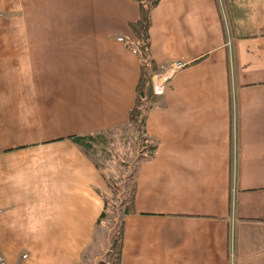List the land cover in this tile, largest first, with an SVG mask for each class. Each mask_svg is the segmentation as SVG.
<instances>
[{
  "label": "crops",
  "instance_id": "0c3cea01",
  "mask_svg": "<svg viewBox=\"0 0 264 264\" xmlns=\"http://www.w3.org/2000/svg\"><path fill=\"white\" fill-rule=\"evenodd\" d=\"M158 1L152 58L187 66L147 114L121 264H264V0ZM137 18L135 0H0L3 264L97 263L109 192L69 137L123 135Z\"/></svg>",
  "mask_w": 264,
  "mask_h": 264
},
{
  "label": "trees",
  "instance_id": "16d2710c",
  "mask_svg": "<svg viewBox=\"0 0 264 264\" xmlns=\"http://www.w3.org/2000/svg\"><path fill=\"white\" fill-rule=\"evenodd\" d=\"M135 1L138 4V18L128 24L132 39L127 40V46L140 61V73L135 88L134 103L128 113L126 128H128L131 137H135V149L141 151L132 161V169L118 179H113L103 173L98 161L104 159V155L105 157L109 154L111 157L113 156V142H116L113 137L114 130L69 137V140L80 152L94 162L93 164L101 173L109 192V195L100 194L103 209L95 223L92 243V250H96L100 244L98 243L99 238L108 241V257L103 264H121L125 219L135 213L137 167L152 158L158 147L155 140L145 136V126L147 114L156 104L157 95L153 93L152 79L160 71V67L152 58L149 35L152 26V12L158 6L159 1ZM107 146L110 150L107 149ZM122 164L126 166V163Z\"/></svg>",
  "mask_w": 264,
  "mask_h": 264
},
{
  "label": "rangeland",
  "instance_id": "374dc122",
  "mask_svg": "<svg viewBox=\"0 0 264 264\" xmlns=\"http://www.w3.org/2000/svg\"><path fill=\"white\" fill-rule=\"evenodd\" d=\"M15 26H17V30H19V24H16ZM0 30H4V27H0ZM171 79L172 77L166 82L170 81ZM121 131L122 130L113 131V137L116 141L113 142L114 151L111 149L112 152H114L113 156L111 157L109 154L106 157L104 155V159H100V161L96 159L99 162L98 164L101 166L103 173L113 179H118L121 175H124L126 172L132 169V159L134 157L133 154L135 150V137H131L130 133H128V128L126 127L123 129V135L120 134ZM108 148L109 147L107 146V149ZM122 163H126V166H124ZM98 243L100 244L96 249V254H98V259L96 260L97 263H93L92 261L88 260L84 264H103L107 260L108 241L99 238Z\"/></svg>",
  "mask_w": 264,
  "mask_h": 264
},
{
  "label": "built area",
  "instance_id": "2783aa9c",
  "mask_svg": "<svg viewBox=\"0 0 264 264\" xmlns=\"http://www.w3.org/2000/svg\"><path fill=\"white\" fill-rule=\"evenodd\" d=\"M186 66H187L186 63L180 61L163 64L160 67V71L152 79L153 93L155 95H161L163 93L164 84L166 83V81L169 80L171 77L173 78L178 71L182 70ZM0 264L3 263L1 262Z\"/></svg>",
  "mask_w": 264,
  "mask_h": 264
}]
</instances>
